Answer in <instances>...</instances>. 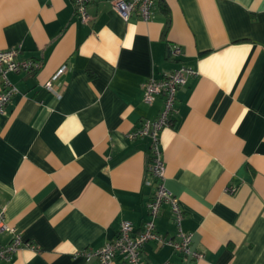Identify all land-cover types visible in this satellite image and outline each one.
Returning <instances> with one entry per match:
<instances>
[{"label": "crops", "instance_id": "obj_1", "mask_svg": "<svg viewBox=\"0 0 264 264\" xmlns=\"http://www.w3.org/2000/svg\"><path fill=\"white\" fill-rule=\"evenodd\" d=\"M155 1L149 20L126 21L111 0H92L83 22L74 0H0V50L21 44L20 59L41 62L9 74L19 91L0 116V209L36 248L0 264H102L76 253L115 238L123 220L143 229L152 141L128 134L164 107L163 95L143 101L144 82L183 65L196 73L178 89L160 148L182 228L203 256L151 240L142 258L264 264V0ZM155 221L176 235L168 203Z\"/></svg>", "mask_w": 264, "mask_h": 264}, {"label": "built area", "instance_id": "obj_2", "mask_svg": "<svg viewBox=\"0 0 264 264\" xmlns=\"http://www.w3.org/2000/svg\"><path fill=\"white\" fill-rule=\"evenodd\" d=\"M92 0H74L76 10L83 22H88L91 16L88 12V4ZM112 7L121 15L124 20H129L131 15L137 12L142 19L149 20L153 15L155 0H111ZM23 46L17 45L8 49L0 50V116L5 113L7 105L12 97L18 93L19 89L9 77L12 72L37 71L41 67V62L35 59H20ZM182 47L174 45L170 48L171 56L182 54ZM67 68L63 65L52 80H56ZM196 73V70L189 66H180L173 72L160 78L151 76L143 84V101L153 104L159 95L164 96V107L156 119H145L142 125L129 132L130 139L145 138L151 139V159L148 166L150 174L148 184H155V194L148 203L150 218L145 221L143 229L135 233L134 225L129 220H123L120 224L119 232L115 238L108 240L103 246L94 249H86L77 252L87 261L96 257L102 264L113 262L116 259L122 260L126 264H169L147 263L142 258V248L151 241H157L163 245H171L175 251L179 252L185 260H199L202 252L192 248V234L182 228L184 212L180 206L178 198L166 187L165 184V159L160 148V133L163 128L170 126L173 122V115L176 113L177 92L180 86L187 82L188 76ZM52 80L47 83L49 89L52 88ZM60 96V95H59ZM233 193L234 187L227 188ZM168 203L171 207L174 221L177 225V233L174 237L167 236L157 231L156 218L158 217L162 205ZM10 234V240L6 243L0 241V260H11L13 255L23 246L36 248L23 238L17 227L7 222L4 209H0V233Z\"/></svg>", "mask_w": 264, "mask_h": 264}]
</instances>
